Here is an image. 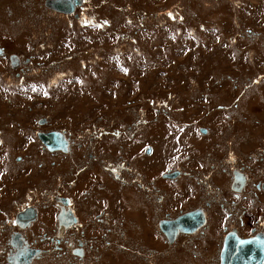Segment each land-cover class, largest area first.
Instances as JSON below:
<instances>
[{
	"label": "rangeland",
	"instance_id": "rangeland-1",
	"mask_svg": "<svg viewBox=\"0 0 264 264\" xmlns=\"http://www.w3.org/2000/svg\"><path fill=\"white\" fill-rule=\"evenodd\" d=\"M45 3L0 0V264L30 206L22 232L49 254L29 264H219L232 227L263 231L264 0ZM55 129L56 154L38 138ZM242 167L253 196L230 187ZM198 207L206 223L170 242L160 220Z\"/></svg>",
	"mask_w": 264,
	"mask_h": 264
},
{
	"label": "water",
	"instance_id": "water-1",
	"mask_svg": "<svg viewBox=\"0 0 264 264\" xmlns=\"http://www.w3.org/2000/svg\"><path fill=\"white\" fill-rule=\"evenodd\" d=\"M81 0H46V6L52 10L64 13H72L76 9V5ZM40 138L51 150H67L68 141L64 134L59 131H50L48 133H39ZM178 172L165 174L166 177H174ZM243 184V182H242ZM240 186L237 190H240ZM67 202L69 200H66ZM64 202V200H63ZM38 216V212L34 207H28L18 214L17 223L21 228L27 227ZM76 220V218L74 219ZM205 221V215L202 210L185 213L176 219L162 220L160 222L161 230L167 235L170 242L174 241L177 233L193 232ZM19 236V235H18ZM257 239L241 240L236 236H231L228 241L222 257V264H262L264 251L258 248ZM256 246V248H253ZM260 251V252H259ZM41 250L28 247L19 251L20 262L17 264H29L32 259L40 254ZM11 261L10 264H14Z\"/></svg>",
	"mask_w": 264,
	"mask_h": 264
},
{
	"label": "flooded vegetation",
	"instance_id": "flooded-vegetation-1",
	"mask_svg": "<svg viewBox=\"0 0 264 264\" xmlns=\"http://www.w3.org/2000/svg\"><path fill=\"white\" fill-rule=\"evenodd\" d=\"M26 66V62L23 61L21 62L20 61V58L16 57V56H13L11 55V67L13 68H19V67H24ZM55 130H58L59 132H62L65 137V139H70V136H68L67 134V131L65 132V129H55ZM52 131V130H50ZM39 132L41 131H38V135H39ZM44 133H48L49 131H42ZM39 138V136H38ZM40 140V139H39ZM41 144L43 145V148L45 150H47L49 153H51L52 151H49L47 149V145H45V143L43 141H40ZM44 143V144H43ZM57 152H62L61 150H57L55 152H52L54 154H56ZM123 164V163H122ZM124 165V164H123ZM123 168V167H121ZM128 171L130 172L131 169L130 168H127ZM241 171H243V167L241 168ZM244 172V171H243ZM117 176L119 177V173H117ZM248 183V182H247ZM71 200H70V203L69 204H62V205H59V209L57 211V214H58V217H57V222L56 224L58 225V227H60L61 225L66 226V231L68 230V228H71V221H73L75 218H76V215L75 213L73 212L72 210V207H71ZM195 209V208H194ZM192 209H189V210H186V212L190 211ZM185 211L181 212L179 215H182L184 214ZM19 214V213H18ZM178 215V216H179ZM18 218V215L16 217V220ZM173 219V218H176V217H170V216H167V219ZM78 219V218H77ZM78 221V220H77ZM74 226V225H73ZM75 227V226H74ZM24 228H21L19 226V224L17 223V231L14 232V234L11 235V239H9V241L5 244V246L3 247V253H6V259H5V263L4 264H10L11 261H14L13 263L14 264H17V262L19 263L21 257L20 256H16L18 255L19 251L25 249V248H28V247H34L35 245V241L33 242V239H28L22 232V230H24ZM236 230V229H235ZM74 234V233H73ZM19 235V236H18ZM65 236V233L63 234ZM60 236V237H57V238H52L50 237L51 239L49 241H51V243L54 244V242L56 243V248L57 250H63V248H68V242H69V246H70V241H68L64 236ZM57 239V240H56ZM32 242V243H31ZM79 246H76V247H73L71 249V252H78V253H82L83 250L81 249L83 247V243L82 242H79L78 243ZM5 248V249H4ZM42 249V248H41ZM43 250V249H42ZM67 251V250H66ZM47 252H49L48 250H44L43 252H41V254L39 255V257L43 254H46ZM49 254V253H47ZM64 253L63 251L60 252V256H62ZM37 258V257H35ZM34 258V259H35ZM33 259V260H34Z\"/></svg>",
	"mask_w": 264,
	"mask_h": 264
},
{
	"label": "bare ground",
	"instance_id": "bare-ground-1",
	"mask_svg": "<svg viewBox=\"0 0 264 264\" xmlns=\"http://www.w3.org/2000/svg\"><path fill=\"white\" fill-rule=\"evenodd\" d=\"M20 262V261H19Z\"/></svg>",
	"mask_w": 264,
	"mask_h": 264
}]
</instances>
